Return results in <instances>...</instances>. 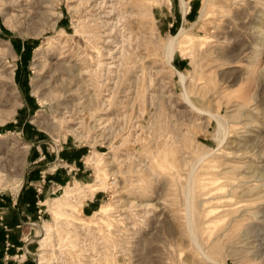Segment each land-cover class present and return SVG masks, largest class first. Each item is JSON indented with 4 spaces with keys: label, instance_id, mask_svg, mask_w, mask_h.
Listing matches in <instances>:
<instances>
[{
    "label": "rangeland",
    "instance_id": "rangeland-1",
    "mask_svg": "<svg viewBox=\"0 0 264 264\" xmlns=\"http://www.w3.org/2000/svg\"><path fill=\"white\" fill-rule=\"evenodd\" d=\"M206 1L0 0L2 264H264V0Z\"/></svg>",
    "mask_w": 264,
    "mask_h": 264
},
{
    "label": "crops",
    "instance_id": "crops-1",
    "mask_svg": "<svg viewBox=\"0 0 264 264\" xmlns=\"http://www.w3.org/2000/svg\"><path fill=\"white\" fill-rule=\"evenodd\" d=\"M186 10H187V8L185 9V11ZM170 20L167 21V31L170 30L169 26L172 24V22ZM64 148L65 149L62 152V154L66 158H68L69 160H73L79 156L80 150H78L77 148H72L71 150H68L69 146L64 147ZM35 178H36L35 175L34 176L31 175L26 180L28 182H30V181L34 180ZM19 196L22 198V201H24L30 205V207L27 208L28 212H30L33 215V217L37 216V209H36V204H35L37 194H36L35 188L33 186L28 188L27 184L24 183L22 185L21 192L19 193ZM0 205H1V203H0ZM7 205H9L11 207L9 200H8ZM87 206L88 207L93 206V203L88 201V202H86L85 209L87 208ZM4 216L5 217L3 219V222L10 229V236L9 237L5 236L6 231H5L4 227L2 225H0V260H2V261H3L5 254L8 255V257L11 256V254L13 253V247L15 244H17L16 236L13 235V232H14L13 227L17 225V218H18L17 212L14 208H12L8 212H5ZM12 216H14L15 218H13ZM6 241H10V243L12 245L10 248L7 245H5ZM2 261H0V264H2ZM3 263H5V262L3 261ZM10 263L14 264L13 262H10Z\"/></svg>",
    "mask_w": 264,
    "mask_h": 264
},
{
    "label": "bare ground",
    "instance_id": "bare-ground-1",
    "mask_svg": "<svg viewBox=\"0 0 264 264\" xmlns=\"http://www.w3.org/2000/svg\"><path fill=\"white\" fill-rule=\"evenodd\" d=\"M203 3L201 5V8H200V16H205L206 13H207V8H208V2L206 0H202ZM183 3V1H182ZM249 3V2H248ZM185 5V4H184ZM184 10V8H183ZM198 17V18H199ZM187 34V33H186ZM129 35V34H128ZM127 35V36H128ZM185 35V32H184V29L181 28L176 34L174 35H170L168 37V40L164 43L163 45V49H164V52H165V61L167 62L168 65L171 66L170 64V60H171V57H172V54H173V47L174 45L176 44L177 41L180 40V37L183 38L182 36ZM129 37V36H128ZM127 38V37H126ZM126 42V41H125ZM181 53V52H180ZM183 54V53H181ZM124 58V57H123ZM99 65V64H98ZM97 70V69H96ZM176 70V69H175ZM178 74H179V81L181 82L183 80V72L181 71H178ZM85 160L88 164H91V165H95L96 162H97V159H96V156L95 155H91V154H88L86 157H85ZM96 182V181H95ZM94 184L93 182H90V183H78L74 188H71L70 186H66V188H64V193L66 196H69L71 191L72 193H81L83 191H86L88 188L92 187ZM97 187H93V189H96ZM183 193V192H182ZM51 207V206H50ZM191 226V225H190ZM192 228V227H191ZM49 225L46 224L44 222V225H43V233L45 232L44 235H41L40 237V241L42 243L46 242L47 239H48V236L46 234H48L49 232ZM189 234V233H188ZM196 243V247L198 248L199 247V244L197 242ZM42 261V260H40ZM39 261V263H40ZM43 263V262H42Z\"/></svg>",
    "mask_w": 264,
    "mask_h": 264
}]
</instances>
